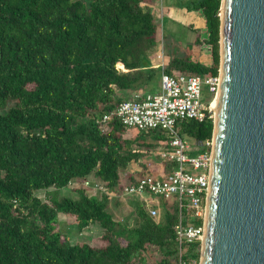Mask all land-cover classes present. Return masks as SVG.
I'll use <instances>...</instances> for the list:
<instances>
[{
	"label": "trees",
	"instance_id": "1",
	"mask_svg": "<svg viewBox=\"0 0 264 264\" xmlns=\"http://www.w3.org/2000/svg\"><path fill=\"white\" fill-rule=\"evenodd\" d=\"M183 1L168 3L201 13L194 44L210 66L190 54L151 63L160 0H0V264H178L175 202L152 218L137 197L119 219L107 195L90 196L83 182L104 186L118 206L123 184L156 172L143 159L166 147L161 131L127 138L115 118L101 129L126 94L147 93L162 72L218 75L221 0ZM212 131L206 119L182 123L180 134L202 144ZM140 160L149 170L128 172ZM163 166L169 173L176 163ZM76 180L77 197H60ZM60 214L80 234L97 223L105 245L70 243Z\"/></svg>",
	"mask_w": 264,
	"mask_h": 264
},
{
	"label": "water",
	"instance_id": "2",
	"mask_svg": "<svg viewBox=\"0 0 264 264\" xmlns=\"http://www.w3.org/2000/svg\"><path fill=\"white\" fill-rule=\"evenodd\" d=\"M199 264H264V0H221Z\"/></svg>",
	"mask_w": 264,
	"mask_h": 264
},
{
	"label": "built area",
	"instance_id": "3",
	"mask_svg": "<svg viewBox=\"0 0 264 264\" xmlns=\"http://www.w3.org/2000/svg\"><path fill=\"white\" fill-rule=\"evenodd\" d=\"M219 84V72L215 76L169 75L162 72L160 92H136L132 100L121 101L113 112L103 115L99 120L103 132L109 121L115 118L127 129L161 131L167 134L166 147L158 155L161 161L159 168L153 174L137 179L133 185L123 184L121 196H136L144 204L150 201L146 200V197H161L178 205L179 220L174 228L178 264L200 263V260L193 257L189 259L187 254L199 253L203 241L212 146V137L199 147L189 145L180 134L181 124L187 121L202 123L213 118L210 108L218 93ZM204 89L213 95L209 105L201 100ZM194 151L198 152L193 153ZM165 161L176 163L169 173L164 170ZM83 185L91 192L90 196L104 194L108 200L115 198V195L102 185L92 184L87 180ZM145 208L150 217L159 216V208L153 203ZM197 220H200L201 224L197 225ZM196 243L198 246H195ZM191 245L195 247L191 248Z\"/></svg>",
	"mask_w": 264,
	"mask_h": 264
},
{
	"label": "rangeland",
	"instance_id": "4",
	"mask_svg": "<svg viewBox=\"0 0 264 264\" xmlns=\"http://www.w3.org/2000/svg\"><path fill=\"white\" fill-rule=\"evenodd\" d=\"M162 3L161 5L157 6V17H158V22L160 24V36L161 37L159 39V43L157 45V47L155 48L153 54L151 55V60L153 59V61H155L157 63V66H162L163 64L166 65L169 58H172L174 56H178L180 55L181 51H185V49L190 48L191 50H194L195 47L193 45V40L195 39V37L197 36V33H201V29L199 30V28L201 27V24H203V20H199V18H195L193 13H184V15H180V14H176L175 17L172 16H168V13H165V9H171V8H178V7H174V6H170L168 3V0H160ZM180 1V0H178ZM183 2H186V0H184ZM180 2V3H183ZM179 9H185V8H179ZM185 11V10H184ZM178 12V11H177ZM192 12V11H191ZM194 22V23H193ZM186 24H195V26H197V28L194 31H191V29H189L190 27H188L189 25ZM199 30V31H196ZM187 42H190L189 45H187ZM191 44V45H190ZM199 53L198 51L195 52V57H198ZM210 55V53H209ZM211 56V55H210ZM149 93H158L160 92V82L157 81L155 83H153L149 89L146 90ZM212 97L213 95L211 93H208L207 89L203 90L202 93V102L204 104H210V102L212 101ZM125 99L126 100H132V96L130 95V93L125 95ZM10 104H12V102H10ZM213 106V105H212ZM213 109L210 108V111L212 112L213 118L212 120L214 121L215 118V111H212ZM182 137L183 139L191 146H200V143H198L197 141H195L193 138L189 137L188 135H184L183 133ZM136 135V130L133 129H127L126 133H125V137L129 138V137H134ZM162 136L168 140V136L166 133L162 132ZM163 150L162 147H158L155 152L153 153V155L150 158H146L145 160L143 159L144 163H146L147 167L150 169L154 168V170H157L159 168V165L161 164L160 159L158 158V155L160 154V152ZM198 151H194L193 153H196ZM142 160L138 161V162H132L129 167H133L131 169L133 170H138L140 171L141 169H144L145 171H148L147 168L145 166H141V162ZM153 170V169H152ZM80 182L79 181H74L72 185H70L69 187H66L68 189H62L59 192V196H71L73 198L77 197V193H72L69 191L70 188L72 186H79ZM91 192L88 190V194H90ZM44 192H41L38 194V197H40L41 199H44ZM147 196V195H146ZM136 196H121V204H118V206L116 205V201L115 198H113L112 200H109V206L110 209H112L115 212V215L120 219V216H127L132 207L129 205L131 201H133L134 199H136ZM146 204H144L143 202L140 201V204L144 207L150 206L152 203L154 205H156L160 210H164L166 209V207L168 206L169 202L167 200H163L161 197H146V200H149ZM117 207V208H115ZM116 209V210H114ZM119 210V212H118ZM118 212V213H117ZM120 213V216H119ZM59 230L65 231L64 233L66 234V237L70 240V243L74 244L76 242L82 243H89L95 246H104L105 243L103 240H101V235H102V230L99 227V225L97 223L89 226L87 229H85L81 234L77 232L76 226L74 224V222L72 221L71 217H63V216H59V226H58ZM195 246L191 245V248H194ZM190 249V246H189ZM187 250L185 251V254H187ZM188 258L192 259L196 258V253H194V255H192L191 253H188ZM200 256H201V246L199 247V253H198V261L200 260Z\"/></svg>",
	"mask_w": 264,
	"mask_h": 264
},
{
	"label": "crops",
	"instance_id": "5",
	"mask_svg": "<svg viewBox=\"0 0 264 264\" xmlns=\"http://www.w3.org/2000/svg\"><path fill=\"white\" fill-rule=\"evenodd\" d=\"M164 9H165V13H168V16H172V17H175V15L177 13L180 14V15H184V13H187V14L188 13L189 14L190 13H193V15H194L195 18H199V20L200 19L203 20V22H202L203 24H201V27L199 28V30L201 29L202 32L204 31V23L205 22H204V19H203V17H202V15H201L200 12H193V11L192 12H189L186 9H184L185 10L184 11L183 9H179V8H171L169 10L166 9V8H164ZM186 25H189V24H186ZM188 27H190L189 29H191V31H194L197 28V26H195V24H190ZM199 30H196V31H199ZM196 34H197V32H196ZM194 41H195V39L193 40V45H194L195 49L194 50H191L190 48H187V49H185V51H183V52L181 51V53H180V55H178V57H183V56H185L187 54H190V55H192V57L196 58L200 63H202V64H204L206 66H210L212 64V59H211V56L209 55V52L207 50H205L204 48H202V46H196L194 44ZM189 43L190 42H187V45H189ZM197 51H198L199 55H198V57H195V52H197ZM151 63L154 66H157V63L155 61H153V59L151 60ZM131 168H133V167L132 166L129 167L128 170H131L132 171L133 169H131ZM133 171H135V170H133ZM64 189H68V188H64ZM69 191L70 192L72 191L73 193H75L73 191V186L70 188ZM59 216L65 217V215H62V214H60Z\"/></svg>",
	"mask_w": 264,
	"mask_h": 264
},
{
	"label": "bare ground",
	"instance_id": "6",
	"mask_svg": "<svg viewBox=\"0 0 264 264\" xmlns=\"http://www.w3.org/2000/svg\"><path fill=\"white\" fill-rule=\"evenodd\" d=\"M219 91V90H218ZM217 97H218V93L213 101V103L211 104V109H213L212 111H215L216 113V104H217ZM213 105V106H212Z\"/></svg>",
	"mask_w": 264,
	"mask_h": 264
}]
</instances>
